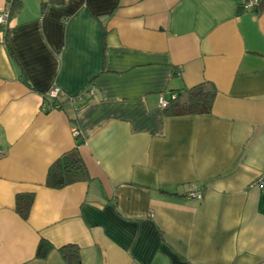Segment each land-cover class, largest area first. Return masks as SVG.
Wrapping results in <instances>:
<instances>
[{"label":"crops","instance_id":"crops-1","mask_svg":"<svg viewBox=\"0 0 264 264\" xmlns=\"http://www.w3.org/2000/svg\"><path fill=\"white\" fill-rule=\"evenodd\" d=\"M20 1L0 24V264H66L65 245L81 264H264V0ZM203 83L210 114L165 115ZM78 143L89 180L47 188Z\"/></svg>","mask_w":264,"mask_h":264},{"label":"trees","instance_id":"trees-1","mask_svg":"<svg viewBox=\"0 0 264 264\" xmlns=\"http://www.w3.org/2000/svg\"><path fill=\"white\" fill-rule=\"evenodd\" d=\"M51 3H61L62 0H50ZM260 1L258 7L261 5ZM21 8L20 0H10L8 4L7 17L16 14ZM242 9V7H241ZM243 10V9H242ZM259 10V8H258ZM8 35H5L7 41ZM216 91L212 85L203 83L193 88L174 92L170 95L165 106L166 116L181 117L210 114L213 108ZM76 144L75 149L65 153L48 168L45 186L49 189L59 190L77 182L89 180L87 170L82 162ZM33 194L17 195L15 200V211L23 220H27L33 204ZM53 249L46 240L41 239L38 243L35 256L45 259ZM61 258L66 264H81L80 249L75 245H65L58 249Z\"/></svg>","mask_w":264,"mask_h":264},{"label":"built area","instance_id":"built-area-1","mask_svg":"<svg viewBox=\"0 0 264 264\" xmlns=\"http://www.w3.org/2000/svg\"><path fill=\"white\" fill-rule=\"evenodd\" d=\"M261 0H244L242 2V9L243 11H253V10H257L258 5L260 3ZM7 18V13L3 16H0V24H4ZM60 94V91L57 88H53L51 89L48 93H47V97L52 98V99H56L58 97V95ZM89 95L88 92L85 93V96ZM79 96H83V94L79 95ZM166 102L162 101V107L165 106ZM58 105H52L50 107H48L49 109H56L58 108ZM253 185H259V186H264V173H262L253 183ZM189 199H196V200H201L202 196L199 192L196 191V189H191L187 195H186Z\"/></svg>","mask_w":264,"mask_h":264},{"label":"rangeland","instance_id":"rangeland-1","mask_svg":"<svg viewBox=\"0 0 264 264\" xmlns=\"http://www.w3.org/2000/svg\"><path fill=\"white\" fill-rule=\"evenodd\" d=\"M33 0H28V4H31Z\"/></svg>","mask_w":264,"mask_h":264}]
</instances>
